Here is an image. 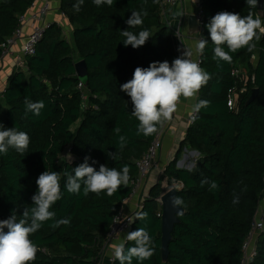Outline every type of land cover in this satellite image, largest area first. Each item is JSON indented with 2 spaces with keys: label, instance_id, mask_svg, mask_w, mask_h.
Here are the masks:
<instances>
[{
  "label": "trees",
  "instance_id": "obj_1",
  "mask_svg": "<svg viewBox=\"0 0 264 264\" xmlns=\"http://www.w3.org/2000/svg\"><path fill=\"white\" fill-rule=\"evenodd\" d=\"M36 1L1 0L0 61L2 46L17 29L19 17ZM76 2L61 0L60 5V12L75 28L73 43L64 38L59 25H51L36 54L25 59L26 68L17 69L10 77L0 99V123L30 137L23 154L13 148L7 155L0 154V220L13 212L17 220L22 218L23 210L32 207L38 176L46 170L61 172L63 196L50 209L56 213L55 220L45 222L30 237L39 249L32 264L101 263V249L112 221L123 210L133 190L131 183L138 176L136 161L157 134H137L139 122L132 116L131 99L120 91V85L132 78L136 67L147 68L152 62L165 60L171 64L177 58L173 31L160 20L163 0H114L112 6L100 7L93 0H84L79 13L73 11ZM132 11L147 12L142 26L129 28L126 21ZM201 11V39L209 40L200 56L201 67L211 79L201 88L198 100L210 104L197 113L182 142L183 147L199 152L201 159L193 170L178 169L179 152L164 171L170 184H183L177 196L184 201V213L172 233L166 261L162 257V218L158 217L162 211L159 200L165 193L160 184L142 204L139 212L146 211L148 218L136 220L129 232L146 227L153 238L155 254L143 264H241L243 245L264 198V36L255 41L251 52L241 49L231 53L232 62L227 63L213 59L214 45L206 27L221 11L244 16L259 10L249 8L246 0H201ZM143 29L151 33L144 46H124L121 31L138 34ZM81 60L87 63L88 83L79 89L75 64ZM236 69L245 76H234ZM234 88L239 98L230 108L229 95ZM241 88H245L243 93ZM255 89L258 96L248 103ZM26 97L44 102L38 116H25ZM121 135L127 138L123 148ZM67 149L75 159L62 164L60 158ZM108 152H116L118 159H110ZM85 157H90L88 163L97 171L101 164L117 170L127 165V187L112 196L104 192L85 196L82 189L79 194L69 193L63 172H70ZM203 180L215 181L217 189L202 184ZM63 218L70 223L52 227ZM126 246H133L132 242ZM113 264L119 262L114 260ZM133 264L138 262L134 259ZM248 264H264V231Z\"/></svg>",
  "mask_w": 264,
  "mask_h": 264
},
{
  "label": "clouds",
  "instance_id": "obj_2",
  "mask_svg": "<svg viewBox=\"0 0 264 264\" xmlns=\"http://www.w3.org/2000/svg\"><path fill=\"white\" fill-rule=\"evenodd\" d=\"M196 0H194V3ZM93 3L100 7L104 4L112 6L114 0H93ZM84 0H77L73 4V11L79 13ZM249 8L257 9L258 0H246ZM175 16H183L182 12L174 13ZM147 16L146 11H132L126 23L129 28L142 26L143 17ZM258 12L255 15L249 12L241 16L238 13L221 11L215 14L206 25L210 34V41L214 45L213 59L217 61L232 62L231 53L241 49L251 52L255 47V41L264 36V20ZM199 23V22H198ZM121 35L125 37L122 41L124 46L129 45L138 49L146 44L151 37L147 29L139 31L138 34L124 30ZM209 40L200 39L195 45V53L203 54ZM225 46L227 51L225 50ZM194 52L191 48L183 47L182 54L175 58L171 64L163 62H152L147 68L136 67L132 78L120 85V91L127 94L131 99L132 116L138 120L137 134L150 136L158 131V126L170 121L177 111L181 99L193 100L198 96L201 88L207 85L211 76L198 62L192 59ZM210 101L198 100L192 111L198 113L201 108L209 106ZM25 116L29 113L39 115L45 107L43 101L33 102L27 97L24 100ZM117 133L120 129L116 128ZM127 138L119 136L120 147L126 145ZM30 137L23 131L13 128H5L0 123V154L7 155L9 148L15 149L23 154L29 147ZM108 157L114 161L118 155L108 152ZM85 157L83 163L71 171H64V187L69 193L79 194L81 189L83 195L89 193L100 195L102 192L112 196L121 187H127L130 175L129 167L123 166L121 170L115 167H108L101 164L97 171ZM98 163L93 161V164ZM202 184L209 183L210 189H217L215 181H201ZM37 191L31 197L32 207L25 208L17 220L15 212L5 220H0V264H32L36 259L38 246L30 238L45 222L55 220L56 213L52 209L62 199L61 172L44 171L36 179ZM238 203V199L233 201ZM170 203L173 209H182L184 201L181 197L170 196ZM182 215V211H176ZM148 218L146 211L135 214V219L128 220L129 224L136 220L145 221ZM68 218L56 220L52 227L67 225ZM7 229V231H5ZM132 242L133 246H126ZM155 254L154 241L146 227H139L137 230L127 233L119 243L110 246L109 255L118 261L119 264H133L135 259L138 264L150 259Z\"/></svg>",
  "mask_w": 264,
  "mask_h": 264
},
{
  "label": "crops",
  "instance_id": "obj_3",
  "mask_svg": "<svg viewBox=\"0 0 264 264\" xmlns=\"http://www.w3.org/2000/svg\"><path fill=\"white\" fill-rule=\"evenodd\" d=\"M45 0H37V8ZM51 11L46 17L47 23L53 25L57 24L62 28L64 38L71 44L73 43L74 27L69 23L68 19L60 12L61 0H50ZM201 0H182L181 3L174 7H168L164 13L161 12V23L165 24L173 31V40L177 57L182 54L183 47L191 48L194 52L192 57L196 62L199 60L201 54L195 53V45L198 40L201 39V34L191 35L189 32V17L191 15H199V4ZM182 12L183 16H175L174 13ZM32 30V23H27L24 26L25 37L30 34ZM25 39L20 40L17 45L12 47V54L2 57L0 61V99L5 92L10 77L17 70V63L22 46ZM199 96V93H198ZM198 96L193 100L181 99L178 104L177 111L174 113L173 118L169 121L166 130L164 131L162 138V148L160 156L157 161V165L147 176L145 183L141 186L138 194L123 205L125 214H134L138 212L149 196V193L153 187L160 184L163 191L166 193L171 190L173 184L168 182V179L164 176V171L168 165L178 157L177 168L182 170H193L197 167L201 155L199 152L193 150L189 146H182V142L185 140L190 124L189 117L193 113L192 107L198 102ZM72 162L75 158L71 155ZM264 216V198L259 205L257 212V218ZM120 236L110 243H105L101 249L102 261L100 264H113L112 257L109 255L110 246L114 243H119L123 237Z\"/></svg>",
  "mask_w": 264,
  "mask_h": 264
},
{
  "label": "built area",
  "instance_id": "obj_4",
  "mask_svg": "<svg viewBox=\"0 0 264 264\" xmlns=\"http://www.w3.org/2000/svg\"><path fill=\"white\" fill-rule=\"evenodd\" d=\"M182 0H163L160 12L164 13L168 7H174L181 3ZM51 2L50 0H45L38 8H37V1L33 4L31 7V10L24 15H21L19 17V25L17 29L14 31L12 36L7 39L6 44L2 46L3 50V56L12 54L11 49L15 45L18 44L20 40L25 39L24 44L21 49L20 56L17 63V69H25V59L28 57H32L37 52V47L39 43L43 40L44 35L46 31L51 27V24L47 23L46 17L48 16V13L51 11ZM200 14L198 15L201 22H202V11H201V3L199 4ZM32 23V30L30 34H28L26 37L24 35V26L27 23ZM253 59L255 60L256 57L253 56ZM201 66V58L197 61ZM233 75L236 77H242L245 76V74H242V72L238 69L233 71ZM83 85L79 84V89H82ZM236 88L230 91L229 95V101L228 106L230 108H233L235 105V102L238 100L239 95L236 93ZM245 91V88H241L240 92L243 93ZM174 115V114H173ZM197 117V113H192L189 117V124L192 125ZM169 121L163 123V125L159 126V129L157 131V134L155 135L154 140L151 142L148 151L138 160L136 161V166L138 169V176L137 178L131 183L133 190L129 198H127L124 201V204H126L129 200L134 198L141 186L143 185L144 180L147 178V176L150 174V172L155 168L158 161V155L162 148V138L164 131L166 130L168 126ZM183 188V184L181 183H174L171 189L180 190ZM160 202V200H159ZM142 207V206H141ZM141 209V208H140ZM139 212V211H138ZM136 212V213H138ZM125 214L124 212H120L117 214L113 221L112 225L110 227V230L107 235L106 243H110L113 240L117 239L120 236L126 235L129 233L133 223L129 224L128 220L125 219V217H129L130 219H135V214ZM158 217L162 218V211L158 214ZM264 231V216H261L255 220V222L252 225V230L246 240V242L243 245V259L241 261V264H248V262L252 259L253 256L256 255V243L257 238L261 232ZM112 261L114 262V258H112Z\"/></svg>",
  "mask_w": 264,
  "mask_h": 264
},
{
  "label": "water",
  "instance_id": "obj_5",
  "mask_svg": "<svg viewBox=\"0 0 264 264\" xmlns=\"http://www.w3.org/2000/svg\"><path fill=\"white\" fill-rule=\"evenodd\" d=\"M257 8L259 13L264 17V0H258ZM199 22V23H198ZM189 32L191 35H199L202 32V22L198 15H191L188 20ZM75 70L77 78L80 80L83 86H87L88 83V67L85 60H81L75 64ZM259 90L255 89L248 103L253 102L258 96ZM177 190L171 189L164 193L160 198V204L162 207V257L166 261L169 257V244L172 240V233L175 227L180 223L179 216L176 211H182L184 209H173L170 203V196L176 195Z\"/></svg>",
  "mask_w": 264,
  "mask_h": 264
},
{
  "label": "rangeland",
  "instance_id": "obj_6",
  "mask_svg": "<svg viewBox=\"0 0 264 264\" xmlns=\"http://www.w3.org/2000/svg\"><path fill=\"white\" fill-rule=\"evenodd\" d=\"M0 2H1V0H0ZM159 156H160V153H159V155H158V158H159ZM158 158H157V159H158ZM70 160H71L70 149H67V150L65 151V153H63V154L61 155L60 161H61L62 164H64L65 162H69ZM145 180H146V179H145ZM145 180H144L143 184L145 183ZM140 189H141V188H140Z\"/></svg>",
  "mask_w": 264,
  "mask_h": 264
}]
</instances>
